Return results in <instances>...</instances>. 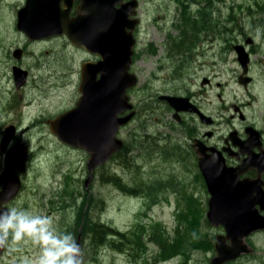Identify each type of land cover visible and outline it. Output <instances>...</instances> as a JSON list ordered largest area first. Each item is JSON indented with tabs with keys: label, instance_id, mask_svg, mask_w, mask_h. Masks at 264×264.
I'll return each instance as SVG.
<instances>
[{
	"label": "rangeland",
	"instance_id": "374dc122",
	"mask_svg": "<svg viewBox=\"0 0 264 264\" xmlns=\"http://www.w3.org/2000/svg\"><path fill=\"white\" fill-rule=\"evenodd\" d=\"M191 1L192 3L188 2L190 9L199 6L210 14L211 19L215 17L219 31L214 42L215 47L213 49L210 47L211 44H208L200 50L205 55L198 60V63L204 67L203 70H199L196 64L184 66V69L182 63L177 66L175 62L176 65L172 66V60L166 57L163 47L157 50L155 56L148 55V60L136 65L142 70L138 72L139 101H143L142 105L146 104L144 109L148 108L144 111L145 116L142 121L137 119L125 129L124 134L126 132L128 140L132 135L137 140L138 132L152 134L157 131V127L153 126L156 122L150 109V98L157 90H172L179 94L188 91L201 93L198 98L207 113L211 115L216 113L218 120H223L220 126L223 135L234 129L245 132L246 126L254 125L253 123L264 129V0ZM23 3L24 0H0V142L10 123H20L17 136L22 135L23 143L31 150L28 168L21 174L22 189L17 198L9 203V208L31 209L33 214L52 216L58 229L72 233L76 241L82 233L80 248L83 264H184L185 262L186 257L182 254L165 259L160 246L146 238V242L143 240L146 243L145 252L143 247L138 246L125 245L126 250H119L111 244L95 246L92 229L86 222L96 220L113 225L122 231L139 224L140 230L145 234L144 237L150 236L155 230L154 237L160 240L164 239V230L170 234L172 240L175 237L181 239L182 236L177 233L179 227L189 233L194 231L199 248L192 249L188 263L210 264L216 250L207 245V238L209 236L215 243L216 235L224 232L223 225L205 222V207L199 209L197 206L193 209L188 204L182 203L184 213L181 222L182 220L176 216L179 197L173 196L170 190H165L167 186L178 184L173 180V176L179 168L184 169V160L180 161L174 157L162 158L161 153L156 155L152 151L151 135H149L137 144L128 142L134 144L132 148L136 155L135 159L129 156L126 157L127 162H124L115 156L108 164L95 171V178L89 189H86L85 180L89 175L87 164L90 158L88 152L61 142L42 120L51 115L55 117L58 112L65 109L64 107H69L71 104L69 96H64L62 101L61 96H54L45 90L39 79L37 90L33 87L27 88L28 90L26 89L27 91L25 90L22 95L16 92L17 98L14 99L12 61H9V58L7 61L4 55L9 47L16 48L18 43L23 44L25 41L24 36H19L15 32L18 21L17 11ZM141 5L143 24L140 30L142 44L139 48L147 50L148 44L155 42L158 36L155 33L158 26L154 23L155 16L171 11L163 15L165 18L159 25L172 26L175 20H179L181 6L173 1L171 3V0H141ZM165 21L169 23L163 24ZM157 22L160 23L159 19ZM210 23H213V20ZM160 36L162 37V34ZM250 38L254 43L248 45L246 41ZM239 44L244 45L251 56L248 73L249 77L254 78L251 86L240 83L243 67L235 50V46ZM28 50L34 51L40 58V45H29ZM57 58L58 56L52 54L43 61L61 62ZM172 58L174 60V57ZM36 60L32 56H28L25 60V67L34 71L31 82L34 76L38 79L41 73L36 68ZM48 68L46 66L44 69ZM203 71H208L209 74L212 71L216 74V77H211L214 79L212 84L202 86V78L196 79V75H204ZM168 72L177 79L164 82ZM26 95L33 100V104L29 105ZM12 105L14 107H11ZM236 106L243 109L245 120L241 119L240 112L237 113ZM232 115L234 118H231ZM144 121L147 125L146 130L140 128V124ZM121 137L124 139L122 133ZM170 143L169 148H174L172 140ZM130 162H132L131 166H129ZM4 168L5 153L1 151L0 146V174L3 173ZM115 173L124 183L137 188L138 191L140 186L145 189H140L136 194L121 191L106 180L109 174ZM183 189L182 187L181 190ZM248 241L254 247V252L243 254L231 260L230 264H264V231L253 233ZM166 245L168 246L167 242ZM137 251L141 254L134 258L132 254L139 255ZM38 254L39 249L29 240L15 245L10 241L9 246L0 255V264H25L26 260L34 264Z\"/></svg>",
	"mask_w": 264,
	"mask_h": 264
},
{
	"label": "flooded vegetation",
	"instance_id": "af4514ba",
	"mask_svg": "<svg viewBox=\"0 0 264 264\" xmlns=\"http://www.w3.org/2000/svg\"><path fill=\"white\" fill-rule=\"evenodd\" d=\"M49 1V6L55 10L57 17L58 13L62 15L65 13L70 20H75L74 22L77 24V21H79L81 17L85 18L81 21L83 26L80 25L76 30L80 29L87 31L86 38L80 36L78 31L76 32L75 29L72 30L68 26L64 27L61 32H57V28H50L48 31L51 34L43 35L39 38H32L28 33L16 27V34L24 36L25 41L23 44L18 43L16 48H13V46L9 47L5 51L4 58L7 61L8 58L9 61H12L11 69L14 84L12 95H15L16 92L22 95V93H25L32 87L37 90V88H39L37 82L40 79L44 89L54 96H61L62 101L64 100V96H69L71 103L69 107H64L65 109L58 112L55 117L51 115L47 119H42L46 122V126L51 133H53L51 128L52 120L68 110L79 107V102L83 97L82 81L84 77V67L89 66L87 70V79L90 81L98 82L102 77H106L105 65L111 62L110 58L113 54L119 52L120 56V52L122 51V30L126 33H130L135 42L129 71L136 76L138 84L140 81L138 72L142 70L140 66L136 67V65L143 60H148V55L155 56L157 50L162 47L166 51V57L172 60V66L176 65L174 64L175 62L177 66H180V63H182L184 69V66L196 64L199 70H203L204 67L198 63V60L205 55H203L200 50L208 44H211L210 47L214 49V42L219 33L217 21L214 20L215 17L211 19L212 17L206 10H203L199 6H197L198 8L193 7L190 9V4H188V2L192 3L191 0H171V3L173 1L181 6V12L179 14V20L181 21L175 20L172 26H162L159 24H161L162 19L165 18L163 15L171 13V11L163 12V15L158 14L155 16L154 23L158 25L156 26L155 33L158 36L155 42H150L148 44L146 50L145 48H139V45L142 44L140 30L143 24L141 0H89L90 5L87 4L88 7L84 0ZM26 3L27 0H24L23 5L21 4V7L18 8L17 18L20 9L24 8ZM134 3H136L135 7H133ZM81 6L82 10L79 9ZM46 16L49 17L50 15L46 14ZM158 19L160 23L157 22ZM211 20H213V23H210ZM168 23L169 22L166 21L163 22V24ZM43 33L45 34V32ZM161 34L162 37L160 36ZM89 41L90 43H88ZM32 44L41 46L40 58L34 51L29 52L28 46ZM141 51L144 52L142 53ZM52 54L56 55V57L58 56L57 59L61 62L53 60L43 61V59L50 57ZM28 56L37 59L36 68L41 71L38 79L34 76L32 82L31 79L34 71L25 67V60ZM163 57L165 56L163 55ZM172 57H174V60ZM162 64L166 66L164 63ZM58 65H60V67ZM46 66L49 68L44 69ZM16 67L22 68L27 73L26 80L21 86L17 85L14 73ZM59 68L60 71L58 72ZM199 70L195 71L199 72ZM107 71L109 72V70ZM203 73V76L196 75V79L202 78V86L212 84L214 79H211V77H216V74L212 71L210 74L208 71H203ZM251 78L248 86L254 83V78ZM174 79H177V77L168 72L164 82L175 81ZM147 82H149V80H147ZM138 87L139 85H136L128 89V95L133 109L124 113L120 112L118 116H126L132 112H135V114L128 123L120 127L117 136L122 138V133V136L124 135V143L133 141L134 144H137L151 135L150 141L152 151L156 155L161 153L162 158L171 159L174 157L180 161L184 160V169L182 170L179 168L173 176V180L177 181L178 184L167 186V189L172 192L171 194L176 197L178 196L182 204H188L193 209H196L197 206H199V209L205 207V222L211 223L207 212L210 208L212 194L206 179V171L204 172L202 167L206 169L209 165L217 166L216 164L221 159L224 160L226 167L232 169V171L229 172L232 174V177L228 183L236 186L241 184L239 185L240 190L242 189L245 191H243L244 193L242 196L238 193H236V196L242 198L246 203L250 202L251 205L253 204L252 210L257 215V219L259 221L263 220L264 222V129L255 126L257 124L253 123L254 125L246 126L245 132L234 129L223 135L220 128L223 120H218L216 113L215 115L207 113L198 98V95L201 93L188 91L179 94L172 90H157L156 94L150 98L151 113L156 122L153 126L157 127V131H154L152 134L144 131L138 132L139 138L137 140L133 135L130 136L128 140L126 132L124 134L125 129L137 119L142 121L144 118L143 116H145L144 111L148 108L146 107L144 109L146 104L142 105L143 101H139L140 89ZM83 88L85 87L83 86ZM110 88V84L107 88L103 87L102 91L104 97L106 94L111 95ZM99 90L100 89L97 90V93L100 92ZM166 95L188 98L189 104L187 105L190 109L177 112V109L163 98V96ZM16 98L17 95L14 96V99ZM26 98L29 101V105L31 103L33 104V100H30L29 96L26 95ZM11 107H14V105ZM110 107V100H108V103L104 101L103 110H100L99 104H97V111L92 112L91 122L85 124L90 126V128L85 129L103 131L101 136L106 137V131L109 130L112 125ZM235 108L238 110L237 113H241V119L245 120L246 115L242 112L243 109L238 106ZM231 118H234V115H232ZM8 126H15L17 132L11 145L20 140L23 142L22 135L19 137L17 136L21 124L10 123ZM140 128L146 130V121L140 124ZM25 131H27V129H25ZM176 132H182V134H176ZM22 133L23 132H21V134ZM170 140L173 141L174 148H169L168 145L171 144ZM165 143H167V145ZM128 156L135 159L136 155L133 148L128 152ZM201 165L203 166L201 167ZM2 186L1 184L0 190ZM182 187L184 188L183 190H181ZM258 231H264V229ZM255 232L257 231L252 232L244 238L245 243L251 247L252 250L243 252L240 256L254 252V247L248 241V238ZM223 233H225V228L224 232L216 235V240L218 235ZM228 242H230V240ZM214 248L216 250L215 243ZM230 261L231 260L225 262V264L232 263Z\"/></svg>",
	"mask_w": 264,
	"mask_h": 264
},
{
	"label": "water",
	"instance_id": "95a60500",
	"mask_svg": "<svg viewBox=\"0 0 264 264\" xmlns=\"http://www.w3.org/2000/svg\"><path fill=\"white\" fill-rule=\"evenodd\" d=\"M49 2V0H27L26 6L20 9L18 13V28L28 33L32 38H39L43 35L51 34L48 31L50 28H57V32H61L66 26L70 27L72 30H76L80 25L83 26L81 21L85 18L81 17L80 20L77 21V24L74 22L75 20H70L65 13L63 15L58 13L57 17L55 10L49 6ZM84 2H86L87 7L90 5L89 0H84ZM135 6L136 3H134L133 7ZM79 9L82 10V6ZM46 14L50 16L48 17ZM42 31L45 32V34ZM77 31L80 36L85 37L87 35V31L80 29L76 30V32ZM88 43H90V41ZM134 43L132 35L122 30V51L120 52V56L119 52L113 54L110 58V65H105L106 77H102L98 82L90 81L87 79V70L89 66H85L82 81L83 97L79 102V107L59 115L56 119L51 121L53 133L58 135L63 142L74 147L86 149L91 153L90 160L87 164L90 174L85 181L86 189H89V185L94 179L95 168L104 164L123 147L124 141L118 139L116 133L118 132L119 126L121 124H126L135 114V112H132L127 116H122V118L118 117V113H124L133 108V105L129 102L127 92L128 89L134 87L138 81L136 76L129 72L132 63ZM246 43H253V39H248ZM235 50L238 54V60L243 67V76L240 77V83L247 85L250 78L244 75H247L249 72L250 55L244 45H236ZM107 70H109V72ZM14 73L17 85L21 86L26 80V71L20 67H16ZM109 84L111 87V95L106 94L104 97L102 89L103 87H109ZM83 86L85 88H83ZM98 89H100L99 93H97ZM163 98L174 106L177 112L190 109L187 105L189 104V99L186 97L166 95L163 96ZM108 100L111 101L110 118L112 125L111 128L106 131L107 136L104 140L101 136L103 131L85 129L90 128V126L85 124L91 122L92 112L97 111L96 105L99 104V109L103 110L104 101L108 103ZM15 131L14 126L7 127L4 137L1 140V150L5 152L6 168L3 176H0V180H4V187L0 190V211L8 209L7 206L3 205L8 204L18 195L22 183L15 169L24 171L29 155L28 147L20 142L7 149ZM93 138L96 140L93 141ZM216 165L217 166L209 165L206 169L202 167L203 165H201V167L204 172L206 171V179L212 194L207 215L211 223L215 225L221 224L225 228V233L219 234L215 242L217 253L212 257L211 264H224L229 260L239 257L243 252L252 250V248L245 243L244 238L254 230L264 229V222L263 220L259 221L257 219V215L252 210L253 204L251 205L250 202L246 203L242 198L236 196V193L242 196L245 192L242 189L240 190L239 185L241 184L236 186L228 183L232 177V174L229 173L232 169L226 167L224 160L221 159ZM228 240H230V242H228ZM77 243L80 245V240H78ZM3 251L4 248H0V255Z\"/></svg>",
	"mask_w": 264,
	"mask_h": 264
},
{
	"label": "clouds",
	"instance_id": "9594fccd",
	"mask_svg": "<svg viewBox=\"0 0 264 264\" xmlns=\"http://www.w3.org/2000/svg\"><path fill=\"white\" fill-rule=\"evenodd\" d=\"M24 240L39 249L34 264H83L75 236L60 231L52 216L17 207L0 211V248L8 247L10 241L15 245ZM25 264L33 262L26 260Z\"/></svg>",
	"mask_w": 264,
	"mask_h": 264
},
{
	"label": "trees",
	"instance_id": "16d2710c",
	"mask_svg": "<svg viewBox=\"0 0 264 264\" xmlns=\"http://www.w3.org/2000/svg\"><path fill=\"white\" fill-rule=\"evenodd\" d=\"M133 143V141H130ZM133 144H129L128 142L125 144L124 148L122 151H120L116 157L121 158L122 161L127 162L126 157L128 156V152L132 149ZM132 165V162L129 163V166ZM138 173V172H137ZM107 181L113 183L117 188H119L121 191H126L131 194H136L139 193L140 189L144 188L140 186L139 191L137 188H134L132 186H129L128 183H124L123 179L118 175V174H109L108 177L106 178ZM122 180V182H121ZM126 184L128 186H126ZM142 185V183H141ZM145 189V188H144ZM167 187L165 188V190ZM179 214L181 217V222H183V213H184V208L183 206H179V210L176 212ZM86 224L90 225L93 233V241L95 246H100V245H107L111 244L112 247L117 248L119 250H126L124 249L125 245H128L130 247L138 246L139 248L143 247V251L145 252L146 247L144 243L145 238L148 239L149 241L152 240L156 242L162 252H163V257L165 259L171 258L175 255L182 254L185 255V262L184 264H189V257L191 254V251L193 248L197 249L199 248V244H197V237L194 231L189 233L186 230L181 229L180 227L177 229V233L180 234L182 237L181 239H178V237H175L173 240L170 238V234H168L164 230V239H156L154 236L155 235V230H153L148 237H144L145 234L143 230H140V225L136 224L133 225L130 229L126 231H122L118 229L117 227L110 225L105 222H100L98 220L94 222H86ZM144 240V241H143ZM146 242V241H145ZM166 242L168 246L166 245ZM171 242V244H170ZM170 244V246H169ZM207 245L214 249V242L209 238H207ZM139 254V251H137ZM132 254V253H131ZM141 254V252H140ZM136 254H132L134 258H137Z\"/></svg>",
	"mask_w": 264,
	"mask_h": 264
},
{
	"label": "bare ground",
	"instance_id": "6f19581e",
	"mask_svg": "<svg viewBox=\"0 0 264 264\" xmlns=\"http://www.w3.org/2000/svg\"><path fill=\"white\" fill-rule=\"evenodd\" d=\"M182 97H183V96H182ZM103 138H104V140H105L106 137L104 136ZM93 139H94V138H93ZM95 140H96V139H94L93 141H95ZM93 141H92V142H93ZM82 239H83V234L80 233L79 236H78V240L81 241ZM78 240H77V241H78Z\"/></svg>",
	"mask_w": 264,
	"mask_h": 264
}]
</instances>
